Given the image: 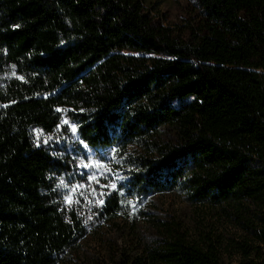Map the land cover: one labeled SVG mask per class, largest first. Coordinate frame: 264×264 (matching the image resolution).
I'll use <instances>...</instances> for the list:
<instances>
[{
	"label": "trees",
	"instance_id": "trees-1",
	"mask_svg": "<svg viewBox=\"0 0 264 264\" xmlns=\"http://www.w3.org/2000/svg\"><path fill=\"white\" fill-rule=\"evenodd\" d=\"M194 3L183 44L146 0H0V264H60L84 233L56 196L62 161L30 137L62 117L123 175L105 218L178 193L252 236L238 264H264V0ZM217 243L164 226L114 264H223Z\"/></svg>",
	"mask_w": 264,
	"mask_h": 264
},
{
	"label": "rangeland",
	"instance_id": "rangeland-1",
	"mask_svg": "<svg viewBox=\"0 0 264 264\" xmlns=\"http://www.w3.org/2000/svg\"><path fill=\"white\" fill-rule=\"evenodd\" d=\"M146 4L153 22L170 29L171 42H194L200 25V13L194 0H146ZM64 121L68 120L62 117L52 133L38 129L30 132L35 146L46 148L55 159L62 161L64 170L55 181L56 196L66 210L76 214L84 230L83 235L65 251L60 264H114L122 255H137L143 244L159 236L164 226L178 228L189 241L202 236L214 238L223 264L240 262L238 242L246 240L249 244H256L250 234L228 222L215 210L191 206L174 192L145 200L138 209L141 213L119 212L111 219L105 218L100 214L101 206L97 201H104L113 190L110 185L116 184L123 175L120 171H113L116 162L109 155H93L75 142L72 124L69 121L64 124ZM45 140H48L47 144ZM83 165L91 166L86 168ZM93 174L96 179L90 180ZM61 181L68 187L61 185ZM76 185L82 187L73 192ZM66 196L71 203L65 200Z\"/></svg>",
	"mask_w": 264,
	"mask_h": 264
},
{
	"label": "snow or ice",
	"instance_id": "snow-or-ice-1",
	"mask_svg": "<svg viewBox=\"0 0 264 264\" xmlns=\"http://www.w3.org/2000/svg\"><path fill=\"white\" fill-rule=\"evenodd\" d=\"M14 75H15V74H14ZM58 111H59V109H58ZM63 123H64V124H68L69 122H68V121H64ZM71 132L73 133V135L76 134L77 129H76L75 125H71ZM44 143L47 144V143H48V140H45ZM80 143H81V144H84L83 141H80ZM38 146H39V145H38ZM84 147L87 148L88 146H87L86 144H84ZM90 166H91V165H83V167H86V168H87V167H90ZM97 167H98V165H97ZM89 179H90V180H94V179H96L95 174H93V176L90 177ZM61 185H63L64 187H68V185H65L63 181H61ZM77 187H82V186H80V185H76V186L73 187L72 191L74 192L75 189H76ZM101 187H108V185H102ZM110 187H111L113 190H115V189L117 188V185L113 183V184L110 185ZM93 191H95V189H93ZM101 195H105V193H101ZM65 200H66L68 203H71V200H70V198H69L68 196L65 197ZM89 202L91 203V201H89ZM77 203H79V201H77ZM97 204H98L99 206H102V205H103V200H98V201H97Z\"/></svg>",
	"mask_w": 264,
	"mask_h": 264
}]
</instances>
